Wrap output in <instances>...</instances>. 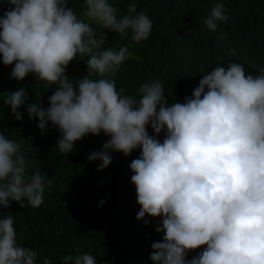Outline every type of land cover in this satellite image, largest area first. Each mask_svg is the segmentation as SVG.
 I'll list each match as a JSON object with an SVG mask.
<instances>
[{
    "label": "clouds",
    "instance_id": "1",
    "mask_svg": "<svg viewBox=\"0 0 264 264\" xmlns=\"http://www.w3.org/2000/svg\"><path fill=\"white\" fill-rule=\"evenodd\" d=\"M4 2L9 7L0 16V57L3 65H14L10 77L22 81L32 74L55 86L47 109L40 92L27 107L41 134L51 123L60 133L56 147L66 157L75 142L103 132L110 139L87 157L100 161L98 171L112 163L113 152L127 157L141 150L129 165L140 206L136 219L148 226L146 216L159 217L155 232L163 234L151 244L152 264H264V71L248 74L238 62L216 66L183 103L169 105L164 85L153 78L139 85V97L128 95L117 89L115 77L135 54L128 45L105 49L103 29L122 39L130 35L133 44L147 41L154 22L137 12L135 0L123 16L109 0H83L81 15L69 0ZM228 19L218 2L203 23L214 32ZM78 56L87 72L70 81L66 70ZM28 99L21 88L7 93L3 103L20 121L18 109ZM24 141L0 134V208L15 201L21 209H39L51 186L39 171L29 173ZM14 222L13 215L0 219V264H37L39 250L19 244ZM61 259L96 264L88 253ZM41 264L52 260L44 256Z\"/></svg>",
    "mask_w": 264,
    "mask_h": 264
},
{
    "label": "trees",
    "instance_id": "2",
    "mask_svg": "<svg viewBox=\"0 0 264 264\" xmlns=\"http://www.w3.org/2000/svg\"><path fill=\"white\" fill-rule=\"evenodd\" d=\"M119 9L118 16L126 14L131 0H109ZM137 12L143 11L153 20V29L147 41L133 44L129 35L122 39L109 29L104 48L128 45L135 59L125 62L117 73V89L123 87L128 95L139 97L138 88L149 78L158 79L165 88L164 95L171 105L183 103L198 87L203 73L216 66L227 67L230 62L244 65L248 74L264 71V0H135ZM225 5L229 16L226 24L210 31L203 20L215 3ZM9 5L0 0V16ZM77 15L82 14L83 0H69ZM223 35L224 39H220ZM86 59V58H85ZM14 65L5 66L0 57V134L8 139L24 141L29 173L39 171L46 180L44 205L39 209H23L15 201L8 209L0 208V219L15 217L14 228L19 244L37 249L42 258L48 256L52 264H63L62 257L88 253L96 257V264H152L149 259L151 244L162 240L155 227L159 217L146 216L148 226L136 216L140 210L136 188L131 182L130 163L140 155V149L125 157L111 153L112 163L98 171L100 161L89 162L88 155L102 150L110 139L103 132L88 134L75 142L74 149L63 157L56 142L60 133L49 123L41 134L38 118L29 119L27 107L36 102L35 92L47 109L48 97L55 86L29 74L22 81L10 77ZM87 72L86 64L78 56L66 70L69 80ZM24 88L29 99L18 109L22 119L17 121L11 108L3 103L7 93ZM150 135H154L148 127ZM161 142L164 132L158 137ZM33 149V151H30ZM104 200L103 205L100 201ZM201 249L190 251L187 259Z\"/></svg>",
    "mask_w": 264,
    "mask_h": 264
}]
</instances>
